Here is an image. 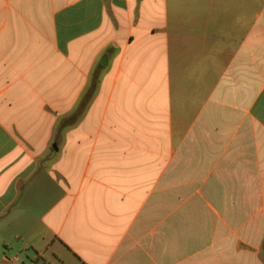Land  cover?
I'll return each mask as SVG.
<instances>
[{
    "label": "crops",
    "instance_id": "crops-1",
    "mask_svg": "<svg viewBox=\"0 0 264 264\" xmlns=\"http://www.w3.org/2000/svg\"><path fill=\"white\" fill-rule=\"evenodd\" d=\"M37 206L49 264H264V0H0V229Z\"/></svg>",
    "mask_w": 264,
    "mask_h": 264
},
{
    "label": "rangeland",
    "instance_id": "rangeland-1",
    "mask_svg": "<svg viewBox=\"0 0 264 264\" xmlns=\"http://www.w3.org/2000/svg\"><path fill=\"white\" fill-rule=\"evenodd\" d=\"M42 207H36L32 210V215L27 216L25 228L20 230H14L12 227L2 230L0 229V263L1 264H31L32 262L38 264H49L39 259L36 260V253L31 246H27L32 243V236L34 233L39 232L40 227L38 224L39 216L41 214ZM28 230V231H25ZM18 257L19 262H14L13 259ZM38 261V262H36Z\"/></svg>",
    "mask_w": 264,
    "mask_h": 264
},
{
    "label": "trees",
    "instance_id": "trees-1",
    "mask_svg": "<svg viewBox=\"0 0 264 264\" xmlns=\"http://www.w3.org/2000/svg\"><path fill=\"white\" fill-rule=\"evenodd\" d=\"M93 85L91 89H89L83 96L82 100L79 102L78 107L75 109V111L70 115L69 117L65 118L62 123L61 127H64L66 125H70L74 121H76L79 116L81 115L82 111L84 110V107L86 106L87 102L89 101V98L91 97L93 93Z\"/></svg>",
    "mask_w": 264,
    "mask_h": 264
}]
</instances>
